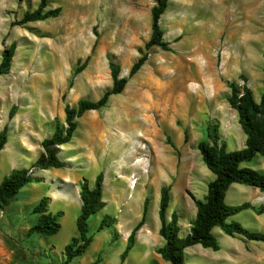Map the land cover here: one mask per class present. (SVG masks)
Masks as SVG:
<instances>
[{
    "label": "rangeland",
    "instance_id": "rangeland-1",
    "mask_svg": "<svg viewBox=\"0 0 264 264\" xmlns=\"http://www.w3.org/2000/svg\"><path fill=\"white\" fill-rule=\"evenodd\" d=\"M39 4L40 0H0V63L2 52L13 43L17 46L10 73L0 76V132L9 129L0 158V184L13 169L32 168L41 179L0 209V264H65L64 249L78 236L81 211V200L72 191L84 180L93 188L100 173L105 207L89 220L92 244L69 264H170L154 245L153 250L137 241L152 233L143 228L124 262L121 255L147 198L146 224L159 230L163 186L171 187L168 219L177 212L181 236L189 233L197 213L195 200H204L215 179L198 150L199 142L207 139L209 124L219 125L228 151L244 148L246 135L228 102L229 84H248L250 74L253 92L261 100L264 0H170L161 26L171 51L146 49L155 0H49V10L61 9L57 18L16 25ZM195 48L203 51L196 60L191 54ZM140 49L148 53V60L129 77ZM88 58L87 66L74 75L73 69ZM110 61L120 66L121 77L129 79L125 90L111 96L106 108L77 120L72 141L60 148L63 168H33L43 152L41 142L54 133L55 120L66 126L65 107H75L81 99L97 101L112 88ZM199 61L212 65L204 78ZM140 119L146 122L144 129L138 126ZM126 127L146 135L137 141ZM126 143L134 144L124 148ZM242 167L264 172V157ZM136 177L138 186L132 190ZM226 194L230 206L255 201L232 190ZM43 197L50 198L51 213H63L61 229L49 237L29 236L39 218L33 209ZM253 203L262 214L245 210L228 222L264 233V200ZM105 216L116 219V224L100 231ZM213 234L221 250L193 246L186 252V264H214L231 250H245L250 260L264 264V242L229 236L218 227ZM157 235L159 245H164L159 231Z\"/></svg>",
    "mask_w": 264,
    "mask_h": 264
},
{
    "label": "trees",
    "instance_id": "trees-1",
    "mask_svg": "<svg viewBox=\"0 0 264 264\" xmlns=\"http://www.w3.org/2000/svg\"><path fill=\"white\" fill-rule=\"evenodd\" d=\"M170 0H155L156 5L151 14V38L146 44V49L158 47L164 51H171L170 43L164 38V30L161 26V17L168 8ZM49 0H40L39 7L32 12H26L21 21L16 25L41 22L60 15V8L49 10ZM16 44L13 43L2 52L0 63V76L8 75L11 71L12 60L16 52ZM141 57L130 69L129 77L137 74L148 60V53L140 49ZM89 58L80 68H74V75L81 72L88 63ZM113 78V86L97 100L81 99L75 107H65L64 126L58 119L55 120L54 133L51 137L41 142L43 152L33 164L38 170L61 169L65 166L59 157L60 148L69 144L78 128L77 120L90 111H101L106 108L111 96L121 94L129 79L120 76V66L114 61L109 64ZM264 70V68H263ZM230 96L228 102L233 110L238 113V122L246 135L245 147L241 150L228 151L226 143L221 141L219 125L211 123L207 126V139L199 142L198 150L207 168L215 175V179L208 184L207 195L204 200H195L197 213L191 222L190 232L180 236L181 227L177 212H173L168 219L167 212L171 203V187L163 186L160 193L159 218L161 227L160 236L165 240V245L157 250L162 259L170 264H185L186 250L190 247L201 245L205 249L220 250V243L213 234L214 228H220L229 236H242L249 241L264 242V233L252 232L238 222H228V219L245 210H253L262 214V210L249 202L238 206H230L226 203V193L233 184H240L259 189L264 193V172L249 167H242L244 163H251L258 156L264 157V85L261 100L257 102L254 92L245 85L236 82L229 84ZM15 114L11 111L10 117ZM9 129L5 127L0 132V158L1 153L8 143ZM185 140H188V132H185ZM168 144L175 146L169 142ZM41 182L40 178L33 175L32 168L13 169L0 184V209L3 210L13 201L20 191L32 183ZM104 175L100 173L93 188L84 180L80 185L81 211L77 218L78 236L74 237L65 246V264L71 263L76 258L83 256L93 242L90 234L89 220L105 207L103 201ZM50 198L43 197L34 207L33 213L39 215L37 222L29 229L28 235L53 236L61 229L60 219L62 212L51 213L49 211ZM149 199L144 202L142 218L131 231L127 239V246L121 255L124 262L136 244L137 234L146 224ZM116 224V219L105 216L99 226V230L110 228Z\"/></svg>",
    "mask_w": 264,
    "mask_h": 264
},
{
    "label": "crops",
    "instance_id": "crops-1",
    "mask_svg": "<svg viewBox=\"0 0 264 264\" xmlns=\"http://www.w3.org/2000/svg\"><path fill=\"white\" fill-rule=\"evenodd\" d=\"M248 78H249V81H248V84L247 86L249 88L252 89L251 87V76L250 74H247ZM253 91V89H252ZM254 97H255V100L257 101L256 99V96L254 94ZM259 102V101H257ZM234 111V115L237 117L238 119V113L236 110H233ZM239 123V122H238ZM222 135L224 136V138L226 137H229L227 134H223ZM233 138V137H232ZM246 141V140H245ZM243 144H244V140H243ZM245 147V146H244ZM243 149V148H242ZM232 190V193L233 194H236V195H251V200H255V201H252L253 202H256V200L258 201H263L264 200V193L261 192L260 190L258 189H252L251 187L249 186H235V184H233L228 192H230ZM227 192V193H228ZM72 193L74 194V196L80 200V188L79 187H75L74 188V191H72ZM226 197H227V194H226ZM250 200V199H249ZM251 203V202H249ZM251 203V204H252ZM252 205L256 206V203H253ZM250 210V209H249ZM179 224H180V221H179ZM181 225V224H180ZM161 227V226H160ZM181 227V226H180ZM144 230H152V233L151 234H147V233H144L142 234L141 238H138V242L140 241L141 243H143V245L145 247H148L149 249H152L154 245L155 248V251L157 252V250L161 247H163L165 245H162L160 246L159 245V242H160V238L158 237L157 235V232L160 230L154 228V227H150L149 225L145 224L144 227H143ZM215 229V228H214ZM158 230V231H157ZM214 231V230H213ZM190 232V231H189ZM160 235V234H159ZM181 236V234H180ZM128 237V235L125 237V239ZM183 237V236H181ZM165 241V240H164ZM191 248V247H190ZM134 249V248H133ZM132 249V250H133ZM154 250V248H153ZM188 250H190L189 248L186 250V252H188ZM212 250V249H211ZM220 250H221V246H220ZM219 250V251H220ZM132 252V251H131ZM130 252V253H131ZM215 252H218V251H215ZM247 251L245 250H239V251H235V250H231L230 253L228 255H225L223 257H220V259H217L214 264H257L256 263V260H250L249 259V256L248 254L246 253ZM243 253V254H242ZM186 255V254H185ZM185 264H186V258H185Z\"/></svg>",
    "mask_w": 264,
    "mask_h": 264
},
{
    "label": "bare ground",
    "instance_id": "bare-ground-1",
    "mask_svg": "<svg viewBox=\"0 0 264 264\" xmlns=\"http://www.w3.org/2000/svg\"><path fill=\"white\" fill-rule=\"evenodd\" d=\"M201 52H203L202 51V49L201 48H198V49H196L195 48V50L193 51V52H191V54H192V56L195 58V60L197 59V58H199V55H200V53ZM205 52V51H204ZM203 54V53H202ZM200 60V59H199ZM197 63V66H198V70H199V75H200V77L202 78H204V76L205 75H207L208 74V72L211 70V63H209L211 66H209L208 65V63H203V62H196ZM211 67V68H210ZM214 67V66H213ZM125 120V119H124ZM137 120V119H136ZM139 122H140V124L138 125L139 127H142L143 129L146 127V122H145V120H139ZM137 123V122H136ZM122 124H124V123H122ZM126 124H124V126H125ZM120 126V125H119ZM128 126V125H127ZM123 127V126H122ZM138 127V128H139ZM127 128V127H126ZM127 131H130L131 132V134L130 135H134V139L135 140H137V141H140V137H142V136H145L146 134H140L139 133V135L138 134H136V130L135 129H133V128H130V129H126ZM134 144V143H133ZM133 144H131V143H126L125 145H124V148H126V147H129V146H131L132 147V145ZM131 147H130V150H131ZM120 148V147H119ZM119 152V151H118ZM124 152V151H123ZM132 152V151H131ZM114 153V152H113ZM112 153V154H113ZM115 154V153H114ZM131 154V153H130ZM132 154H134L133 152H132ZM138 158V157H137ZM125 159L126 160H129V157L128 156H126L125 157ZM136 159V158H135ZM142 159L141 158H139L138 159V162L139 161H141ZM138 166H141V164H138ZM124 167V166H123ZM135 167H137L136 165H135ZM140 170H142V169H140ZM136 179V180H135ZM134 180V182H132V186H134V187H132V190L133 189H135V187L136 186H138V179H137V177L135 178ZM137 188V187H136Z\"/></svg>",
    "mask_w": 264,
    "mask_h": 264
}]
</instances>
